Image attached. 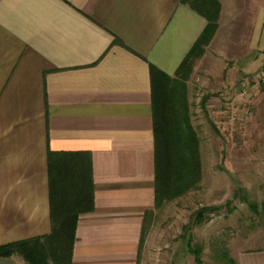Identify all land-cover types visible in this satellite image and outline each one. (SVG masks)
<instances>
[{
	"label": "crops",
	"instance_id": "obj_1",
	"mask_svg": "<svg viewBox=\"0 0 264 264\" xmlns=\"http://www.w3.org/2000/svg\"><path fill=\"white\" fill-rule=\"evenodd\" d=\"M219 2L206 48L223 24L243 29L248 63L264 0ZM205 24L182 0H0V245L50 232L48 153H84L94 209L71 264H138L155 210L149 64L174 77ZM258 241L232 249L236 264H264Z\"/></svg>",
	"mask_w": 264,
	"mask_h": 264
},
{
	"label": "rangeland",
	"instance_id": "obj_2",
	"mask_svg": "<svg viewBox=\"0 0 264 264\" xmlns=\"http://www.w3.org/2000/svg\"><path fill=\"white\" fill-rule=\"evenodd\" d=\"M247 37L223 24L193 63L186 92L201 178L146 215L138 264H221L218 249L231 254L264 235V43H254L243 63ZM201 208L209 213L185 228ZM196 246L199 262L190 251ZM0 264L28 263L15 254Z\"/></svg>",
	"mask_w": 264,
	"mask_h": 264
},
{
	"label": "trees",
	"instance_id": "obj_3",
	"mask_svg": "<svg viewBox=\"0 0 264 264\" xmlns=\"http://www.w3.org/2000/svg\"><path fill=\"white\" fill-rule=\"evenodd\" d=\"M202 15L206 24L170 77L149 64L154 134V207L183 195L201 178L199 141L190 123L186 81L218 28L219 0H182ZM51 228L48 234L0 245V258L19 254L28 264H71L75 231L81 214L94 209L93 178L88 154L48 153ZM213 210V209H212ZM211 209L209 211H212ZM145 212L140 244L143 239ZM207 208L197 210L185 228L200 223ZM199 262L201 249L190 248ZM221 264H236L223 246L216 251Z\"/></svg>",
	"mask_w": 264,
	"mask_h": 264
}]
</instances>
